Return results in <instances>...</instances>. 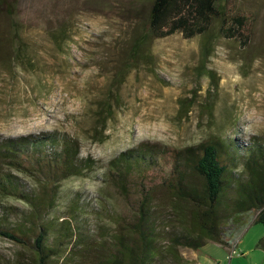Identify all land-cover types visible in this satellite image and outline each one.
Returning <instances> with one entry per match:
<instances>
[{"label":"rangeland","instance_id":"374dc122","mask_svg":"<svg viewBox=\"0 0 264 264\" xmlns=\"http://www.w3.org/2000/svg\"><path fill=\"white\" fill-rule=\"evenodd\" d=\"M153 0H18L21 34L27 44L24 63L12 65V52L0 49V138L67 133L77 139L81 155L96 165L85 177L62 184L64 211L77 196L95 204L107 196V208L127 221L132 203L106 181L108 163L140 143L182 149L213 136L248 141L264 137V0H230L232 12L250 17L246 45L208 33L185 39L180 33L148 38L136 64L114 83L134 40L146 31ZM8 30L0 19V33ZM212 42L202 63L204 45ZM210 73V75L208 74ZM117 98L102 135L96 129L99 104ZM192 100L190 108H181ZM210 110V111H209ZM166 201V196L158 193ZM19 208L21 203L8 200ZM253 216V215H252ZM107 214L92 223L113 229ZM226 235L242 241L227 249L209 244L197 252L180 248L196 264H263L256 244L264 227L247 218L242 229L229 223ZM245 248V249H243ZM249 252L239 259L241 252ZM226 253L225 261H218ZM17 248L0 238V259H13ZM218 253V252H217ZM237 256V257H236ZM264 262V261H263Z\"/></svg>","mask_w":264,"mask_h":264},{"label":"trees","instance_id":"16d2710c","mask_svg":"<svg viewBox=\"0 0 264 264\" xmlns=\"http://www.w3.org/2000/svg\"><path fill=\"white\" fill-rule=\"evenodd\" d=\"M1 18L8 30L0 33V49H10L13 66L24 63L18 0H0ZM213 22L221 37L249 42L250 17L232 12L230 0H153L146 31L134 40L114 83L136 64L148 38L180 33L189 40L207 34ZM211 47V41L204 45V68ZM192 102L181 108L187 111ZM114 103L117 98L99 104L101 135ZM95 165L65 132L0 138V238L18 250L0 264H195L180 248L197 252L214 243L227 249L233 240L224 228L231 223L240 230L248 216L264 227V137L213 136L182 149L140 143L121 152L108 163L105 181L119 196L134 198L130 221L120 212L111 215L105 194L94 205L78 195L60 210L62 184L87 176ZM100 214L112 221L108 234L92 223ZM256 246L264 252V236Z\"/></svg>","mask_w":264,"mask_h":264},{"label":"crops","instance_id":"0c3cea01","mask_svg":"<svg viewBox=\"0 0 264 264\" xmlns=\"http://www.w3.org/2000/svg\"><path fill=\"white\" fill-rule=\"evenodd\" d=\"M231 236H232V234H231ZM234 237L232 236V239H233ZM242 241H234L233 240V242H231V244H230V247L231 246H235L236 248H235V254H237V256H238V254H239V252L236 250L237 248H239L240 246H241V243ZM209 244H214V243H208V244H206L203 248L205 249L206 247H208L209 246ZM216 246H219V245H217V244H215ZM243 245V244H242ZM220 247V246H219ZM243 249H245V248H243ZM215 252V254H217L218 255V261H221V262H223V261H225V259L228 257V255L226 254V253H219L220 251H214ZM218 252V253H217ZM249 254V252H246L245 250H244V252H241V255H239L240 257H239V259H241V260H243V259H245V257L247 256ZM236 256V257H237ZM261 259H262V263H263V261H264V254H262V257H261ZM208 259L207 258H202L201 260L199 259V257L198 256H196L195 255V261H196V264H208V261H207ZM233 260L234 259H232L231 260V262L229 263V264H234L233 263Z\"/></svg>","mask_w":264,"mask_h":264}]
</instances>
